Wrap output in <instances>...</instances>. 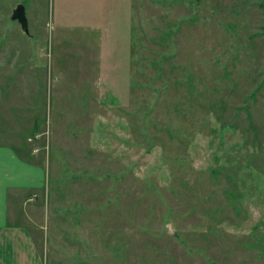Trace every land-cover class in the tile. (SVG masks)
I'll use <instances>...</instances> for the list:
<instances>
[{
  "label": "rangeland",
  "instance_id": "rangeland-1",
  "mask_svg": "<svg viewBox=\"0 0 264 264\" xmlns=\"http://www.w3.org/2000/svg\"><path fill=\"white\" fill-rule=\"evenodd\" d=\"M111 1L0 0V142L42 164L39 259L264 264V0Z\"/></svg>",
  "mask_w": 264,
  "mask_h": 264
},
{
  "label": "crops",
  "instance_id": "crops-1",
  "mask_svg": "<svg viewBox=\"0 0 264 264\" xmlns=\"http://www.w3.org/2000/svg\"><path fill=\"white\" fill-rule=\"evenodd\" d=\"M108 4L119 7L121 1ZM17 150L11 142H0V264H43L41 213L31 203L42 182V164Z\"/></svg>",
  "mask_w": 264,
  "mask_h": 264
},
{
  "label": "water",
  "instance_id": "water-1",
  "mask_svg": "<svg viewBox=\"0 0 264 264\" xmlns=\"http://www.w3.org/2000/svg\"><path fill=\"white\" fill-rule=\"evenodd\" d=\"M11 17L19 22L21 25V28L24 32H28L27 27V18L25 15V7L22 4H17L16 7L12 10ZM149 155H146V158H148ZM167 229L171 231V226L167 225Z\"/></svg>",
  "mask_w": 264,
  "mask_h": 264
}]
</instances>
